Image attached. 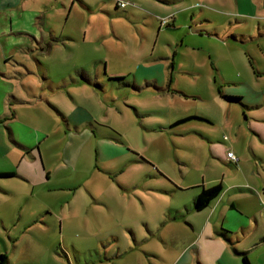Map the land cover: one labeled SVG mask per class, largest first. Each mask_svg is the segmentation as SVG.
<instances>
[{
  "label": "rangeland",
  "instance_id": "obj_1",
  "mask_svg": "<svg viewBox=\"0 0 264 264\" xmlns=\"http://www.w3.org/2000/svg\"><path fill=\"white\" fill-rule=\"evenodd\" d=\"M104 1L54 17L42 41L1 63L0 254L173 264L194 237L193 191L174 185L244 183L250 168L235 171L223 149L264 150L249 119L264 105L221 94L250 100L264 89V0ZM189 115L203 118L173 124ZM31 136L41 163L18 144Z\"/></svg>",
  "mask_w": 264,
  "mask_h": 264
},
{
  "label": "crops",
  "instance_id": "obj_2",
  "mask_svg": "<svg viewBox=\"0 0 264 264\" xmlns=\"http://www.w3.org/2000/svg\"><path fill=\"white\" fill-rule=\"evenodd\" d=\"M164 2L168 3L169 1ZM69 4L70 8L66 10ZM97 4H100L101 7L107 5L104 0H0V87L2 84H6L5 80L7 79L5 78H10V75L3 72L4 69L1 68L3 60H10L28 43L42 41L45 33H48L49 22H52L54 17L59 20L64 11H68V17H70L71 13L79 10L80 7L91 12ZM119 4L120 1L117 2V5L121 7ZM41 5L47 12H44V21L41 18L38 19V15L43 9L39 7ZM45 27L44 32L43 28ZM81 70L84 75L88 74L85 69ZM45 71L46 68H41V74L46 75ZM45 75L42 81L50 82V77H45ZM228 92L221 91V94L235 95L230 90ZM257 92V95L255 94L250 100L240 95L241 101L239 102H242L246 109L262 108L264 89ZM226 101L231 102L227 99ZM230 107H232L231 104ZM61 114L71 125V119L63 113ZM253 116L256 119L249 118L253 119L250 122L251 129L254 134H258L264 140V117ZM180 119H177L173 124ZM206 119L210 121V119ZM81 123L83 122L73 124L79 128ZM36 140H38L36 137L31 136L27 142L18 144L26 152V155L32 157L35 162L41 163V154L37 149ZM228 152H233L238 157V161L231 160L228 157ZM220 158L228 162L237 172L246 173V166H248L251 170L248 172V180L244 183L229 185L226 188L223 186V193L202 210L195 209L194 201L204 187L210 186L203 184L191 187L182 184L174 185V191H193L186 203V208L190 213V216L187 217V225L194 237L187 244L188 255L185 258L184 255H178L173 264H243L242 252H246L251 264H264V150L252 149V153L249 154L246 151H236L235 148L227 147L223 149ZM42 171L47 179L50 178L44 165H42ZM250 177L252 178L250 179ZM26 178L31 181L34 179L28 175ZM193 187L198 189L192 190ZM172 209L178 212L180 217V213L184 211V208L179 204ZM233 209L238 211L235 212ZM175 218L178 217H172V219ZM32 225V221L26 224L28 229ZM231 249L234 250L235 259H233L234 255L232 258L230 257ZM8 258L9 264H32L17 260L11 254ZM38 261L39 263L34 264H49L46 258L40 256Z\"/></svg>",
  "mask_w": 264,
  "mask_h": 264
},
{
  "label": "trees",
  "instance_id": "obj_3",
  "mask_svg": "<svg viewBox=\"0 0 264 264\" xmlns=\"http://www.w3.org/2000/svg\"><path fill=\"white\" fill-rule=\"evenodd\" d=\"M224 98H226L229 101H241V96L238 95H231V94H222ZM192 118H198L202 119L203 117L199 116H188L185 118L180 119L175 124L182 123L184 121H187ZM1 175L5 176H13L14 173H2ZM224 191V187L222 182H219L217 184H214L210 187H204L201 192L196 196L194 201V207L196 210H202L205 207H207L214 199L219 197ZM243 257V264H251L246 252H242ZM0 264H9V258L6 254L2 253L0 254Z\"/></svg>",
  "mask_w": 264,
  "mask_h": 264
},
{
  "label": "built area",
  "instance_id": "obj_4",
  "mask_svg": "<svg viewBox=\"0 0 264 264\" xmlns=\"http://www.w3.org/2000/svg\"><path fill=\"white\" fill-rule=\"evenodd\" d=\"M119 5H120L121 7H125V6H126V3H125V2H120ZM164 22H165V21H164ZM228 157H229L231 160L235 161V162L238 161V157H237L233 152H228Z\"/></svg>",
  "mask_w": 264,
  "mask_h": 264
}]
</instances>
